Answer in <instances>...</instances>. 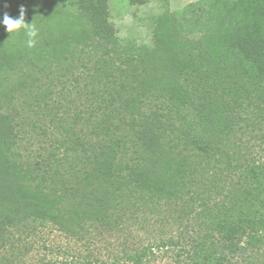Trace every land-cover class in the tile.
<instances>
[{
    "label": "trees",
    "instance_id": "16d2710c",
    "mask_svg": "<svg viewBox=\"0 0 264 264\" xmlns=\"http://www.w3.org/2000/svg\"><path fill=\"white\" fill-rule=\"evenodd\" d=\"M63 1L89 15L85 37L102 59L80 111L56 139L62 160L48 172L41 162L24 170L12 158L18 132L0 98V232L29 220L78 239L93 228L133 227V253L125 251L133 264L152 262L155 248L176 251L179 264H257L264 164L235 148L244 109L264 102V0L190 3L200 11L192 13L200 37L182 39L167 17L139 56L122 54L109 0ZM113 40L119 64L107 48ZM149 97L159 101L144 112ZM95 110L98 119L83 114ZM123 125L133 128V161L120 158L126 144L116 128ZM18 171L36 197L19 195Z\"/></svg>",
    "mask_w": 264,
    "mask_h": 264
},
{
    "label": "rangeland",
    "instance_id": "374dc122",
    "mask_svg": "<svg viewBox=\"0 0 264 264\" xmlns=\"http://www.w3.org/2000/svg\"><path fill=\"white\" fill-rule=\"evenodd\" d=\"M205 1L149 0L144 5H133L129 0H109L110 21L122 54L139 56L146 47L153 46L159 22L167 17L182 39H197L200 26L193 23L194 10L188 5L202 6ZM21 6L26 10L25 23H34L38 29L37 42L28 48L23 29L11 35L0 23V98L13 115L18 132L12 158L24 170H39L41 162L48 172L51 165L56 167L62 160L63 147L57 148L56 139L80 111L82 90L91 74H96L103 52L92 48L85 37L84 30L91 27L85 12L63 0H3L0 21L5 14L18 18ZM115 43L113 40L107 48L119 64L120 52L115 51ZM158 101L147 98L142 110L150 112ZM83 114L92 120L100 117L97 110ZM241 123L244 127L238 132L239 146L235 149L244 159L264 164V102L248 103ZM116 130L126 144L120 158L133 161L137 156L133 128L123 125ZM20 174L18 171L19 195L36 197L39 193L35 184ZM161 227L174 225L164 222ZM5 229L0 232V264H133L125 252L133 253V227H127V232L93 228L83 239L40 220ZM178 260L176 251L155 248L152 262L147 264H179ZM257 264H264V252L258 255Z\"/></svg>",
    "mask_w": 264,
    "mask_h": 264
},
{
    "label": "clouds",
    "instance_id": "9594fccd",
    "mask_svg": "<svg viewBox=\"0 0 264 264\" xmlns=\"http://www.w3.org/2000/svg\"><path fill=\"white\" fill-rule=\"evenodd\" d=\"M25 8L23 6L20 7L19 9V17L16 19H13L10 17L8 14H5L3 16L2 23L5 27L6 30L11 33V35L18 31L23 29L25 36L27 37L26 39V46L28 48H32L36 45V37L38 35V29L36 28L35 24H28L25 23L24 16H25Z\"/></svg>",
    "mask_w": 264,
    "mask_h": 264
}]
</instances>
